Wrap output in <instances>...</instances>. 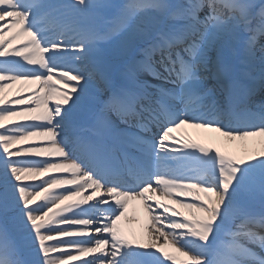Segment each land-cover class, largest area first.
Returning a JSON list of instances; mask_svg holds the SVG:
<instances>
[{"label":"snow or ice","instance_id":"obj_1","mask_svg":"<svg viewBox=\"0 0 264 264\" xmlns=\"http://www.w3.org/2000/svg\"><path fill=\"white\" fill-rule=\"evenodd\" d=\"M261 37L264 0H0V93L36 86L0 100V264H264V151L173 135L264 136Z\"/></svg>","mask_w":264,"mask_h":264},{"label":"bare ground","instance_id":"obj_2","mask_svg":"<svg viewBox=\"0 0 264 264\" xmlns=\"http://www.w3.org/2000/svg\"><path fill=\"white\" fill-rule=\"evenodd\" d=\"M113 3H118L119 0H112ZM264 41V37H261L258 42V46L260 42ZM16 45V43H15ZM35 85H25L23 83H15L11 86L5 88L3 93H0V100L2 101H11L13 99L19 98V96H27L29 93L25 91L27 88H34ZM16 107H23L22 105H17ZM17 118H9L4 121V123L10 124L12 120ZM24 123L25 121H20ZM183 131V132H181ZM173 135L180 141H190L193 143H200L205 145L206 147H210L213 149H220L221 151L230 152L229 144L230 140L226 137L220 136L219 133L212 131H204L202 129H195L191 127H184L179 129L173 133ZM193 135V136H192ZM41 142L40 138H30L29 141H23L19 145H15V147H28L31 143ZM261 151H264V136H256L249 137L243 141H238L235 147L234 153L240 156H247L249 154H259ZM33 159H48V157H35ZM57 159V158H56ZM49 175H67L66 173H51L45 174V178ZM38 182V181H37ZM62 190V189H58ZM91 192L89 189L85 195H88ZM99 195V194H97ZM39 200V198H37ZM79 199V197H72L71 199L64 202V204L73 203L75 200ZM163 203H170V201L164 200ZM151 203V201H150ZM173 207H177V210L187 213L186 209L179 208L177 205H172ZM148 222V213L144 210L143 204L139 200H134L129 203L128 212L121 219L118 224V228L120 231L133 240L134 243H149V230L146 227ZM143 238L141 239V236ZM163 238H161L162 244ZM165 250L169 251L170 254L176 255L177 260L183 259L180 257L179 253H176L170 245H163Z\"/></svg>","mask_w":264,"mask_h":264}]
</instances>
